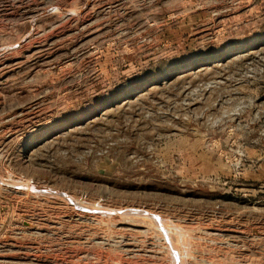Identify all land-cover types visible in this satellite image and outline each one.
Here are the masks:
<instances>
[{"label":"rangeland","instance_id":"obj_1","mask_svg":"<svg viewBox=\"0 0 264 264\" xmlns=\"http://www.w3.org/2000/svg\"><path fill=\"white\" fill-rule=\"evenodd\" d=\"M0 264H264V0H0Z\"/></svg>","mask_w":264,"mask_h":264}]
</instances>
